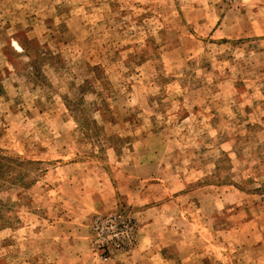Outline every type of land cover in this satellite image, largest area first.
Masks as SVG:
<instances>
[{
	"label": "rangeland",
	"instance_id": "1",
	"mask_svg": "<svg viewBox=\"0 0 264 264\" xmlns=\"http://www.w3.org/2000/svg\"><path fill=\"white\" fill-rule=\"evenodd\" d=\"M0 264H264V0H0Z\"/></svg>",
	"mask_w": 264,
	"mask_h": 264
},
{
	"label": "built area",
	"instance_id": "2",
	"mask_svg": "<svg viewBox=\"0 0 264 264\" xmlns=\"http://www.w3.org/2000/svg\"><path fill=\"white\" fill-rule=\"evenodd\" d=\"M109 232H110V238H111V240H116V239L119 238V236L122 234L123 231H122V229H117V231H114L113 229H111ZM114 245L116 246V244H114Z\"/></svg>",
	"mask_w": 264,
	"mask_h": 264
}]
</instances>
